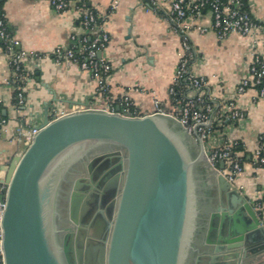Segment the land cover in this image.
<instances>
[{
	"label": "water",
	"instance_id": "water-1",
	"mask_svg": "<svg viewBox=\"0 0 264 264\" xmlns=\"http://www.w3.org/2000/svg\"><path fill=\"white\" fill-rule=\"evenodd\" d=\"M176 123L167 115L132 117L102 109L52 120L45 115L1 180L4 264H183L198 214L194 167L204 148L196 138L198 152L192 153ZM113 156L122 174L115 180L107 235L84 245L76 214L88 183L75 179L70 185L73 225L57 224L59 191L75 163ZM214 174L219 205L205 229L204 241L212 244L200 253L205 264H264V227L252 204Z\"/></svg>",
	"mask_w": 264,
	"mask_h": 264
},
{
	"label": "crops",
	"instance_id": "crops-1",
	"mask_svg": "<svg viewBox=\"0 0 264 264\" xmlns=\"http://www.w3.org/2000/svg\"><path fill=\"white\" fill-rule=\"evenodd\" d=\"M83 1L104 17L102 29L109 40L100 55L112 68L107 79L108 95L96 92L89 72L74 63H56L48 56L36 61L37 64L33 59L29 61L33 69L25 83V98L17 104L11 90L4 84L11 70L6 53L0 51V109L9 119L10 129L17 122L37 127L45 115L50 120L61 111H106L103 108L110 107L116 110L124 96L132 100L138 116L154 112V98L160 101L164 112L177 111L168 89L177 67L180 40L168 22L147 9L146 0ZM245 3L252 17L262 25V34L230 33L220 39L211 30L200 33L192 29L190 40L198 51L193 71L205 77L210 99L219 105L234 100L243 110L240 120L218 123L214 135L218 142H240L242 147L237 152L243 162V171L236 176L234 185L252 204L261 195L264 179L263 168L252 163L256 137L264 131V98L258 97L252 88L236 95L234 87L247 76L248 64L254 54L263 52L264 0H245ZM0 14L18 40L19 48L26 51L50 54L57 45L69 46L71 35L82 34L74 4L65 11H56L47 0H1ZM210 22L211 15L207 10L191 20L193 25L201 26H209ZM190 138L195 141L194 136ZM22 151L23 145L11 133L0 130V180L6 175L10 159ZM213 181L216 189L215 178ZM212 209L214 205L208 212ZM202 230L203 226L200 234ZM191 244L183 264H205L206 256L200 253L212 246L210 241L196 236Z\"/></svg>",
	"mask_w": 264,
	"mask_h": 264
},
{
	"label": "built area",
	"instance_id": "built-area-1",
	"mask_svg": "<svg viewBox=\"0 0 264 264\" xmlns=\"http://www.w3.org/2000/svg\"><path fill=\"white\" fill-rule=\"evenodd\" d=\"M56 11H65L74 4L78 13L82 34L71 35V44L67 47L55 46L50 54H41L19 48V42L8 31L6 23L0 17V51L6 53L11 75L4 84L11 90L16 103L25 98V83L29 77V61L35 63L51 56L56 63L62 61L76 64L80 69L90 73L98 94L108 95L107 79L111 73L110 63L99 53L106 47L108 34L102 29L104 17L99 16L83 0H47ZM147 9L161 15L170 25L172 31L179 37L180 50L173 82L169 87L170 98L178 109L174 113H166L160 108V101L153 99L154 114L167 115L176 121L186 134L198 138L204 148V159L215 172L222 174L233 188L236 176L243 171V162L234 147L237 141H217L215 139L218 123L240 120L244 113L234 100L225 101L222 105L215 103L206 93V79L195 74L192 68L198 51L192 45L190 32L196 29L200 33L211 30L217 38H224L230 33L240 35L262 34L263 27L256 21L246 6L245 0H146ZM207 10L211 15L209 26L193 25L191 20ZM37 61V62H36ZM183 85V86H181ZM183 87H185L183 89ZM255 90L258 97L264 98V49L261 54H254L248 64V74L234 87V93L240 95L247 89ZM109 112H117L123 116H138L132 100L124 96L120 108ZM71 112H58L52 119ZM151 114V113H150ZM50 119V120H52ZM9 119L1 113L0 130L11 133L23 145V151L29 146L37 127L25 126L19 122L9 128ZM22 151V152H23ZM21 152V153H22ZM252 163L264 170V131L256 137L252 150ZM220 163L223 166L220 167ZM4 187L0 180V192ZM252 208L264 227V179L261 195L253 201ZM4 202L0 201V264H4L2 250L1 218Z\"/></svg>",
	"mask_w": 264,
	"mask_h": 264
},
{
	"label": "flooded vegetation",
	"instance_id": "flooded-vegetation-1",
	"mask_svg": "<svg viewBox=\"0 0 264 264\" xmlns=\"http://www.w3.org/2000/svg\"><path fill=\"white\" fill-rule=\"evenodd\" d=\"M186 142L188 143V140H186ZM195 148L196 146H194V148L191 146L190 151L194 153ZM194 173L196 180V206L198 214L195 220L196 228L193 233V239L195 240L197 236V238L200 237L201 240H204L209 213L212 210H215L216 206L219 205V197L218 191L214 186L213 174H201L199 162L194 167ZM121 174L122 171L119 159L116 156L94 160L87 158L75 163L66 175L59 191L57 201L58 216L56 218L58 226L63 227L69 226L70 224L73 225L68 217L67 206L69 191L70 185L75 179H80L81 181L88 183V185L82 186L81 191L84 193V197L81 199V204L76 214L80 228L79 232L84 238V245L86 243L96 244L105 239L107 235V225L111 220L113 213V201L116 197L115 180H117ZM202 182H205L206 186H202ZM213 205L214 209L208 212L209 208ZM201 226H203L202 234L199 233ZM74 231L76 232V227L73 226V232ZM72 238L73 240L75 239L74 234Z\"/></svg>",
	"mask_w": 264,
	"mask_h": 264
},
{
	"label": "rangeland",
	"instance_id": "rangeland-1",
	"mask_svg": "<svg viewBox=\"0 0 264 264\" xmlns=\"http://www.w3.org/2000/svg\"><path fill=\"white\" fill-rule=\"evenodd\" d=\"M178 129V128H177ZM180 130V129H178ZM186 140H188V143H191L193 148L195 145H193V140L190 138L189 135L187 134H184ZM197 148V147H196ZM194 149V154H196L198 152V149ZM199 167H200V173L201 174H206V175H209V174H214V171L210 168V166L208 165V163L206 162V160L204 158H202L200 161H199ZM214 177V175L212 176ZM202 181V179H201ZM202 186H206V183L205 182H202L201 184Z\"/></svg>",
	"mask_w": 264,
	"mask_h": 264
},
{
	"label": "trees",
	"instance_id": "trees-1",
	"mask_svg": "<svg viewBox=\"0 0 264 264\" xmlns=\"http://www.w3.org/2000/svg\"><path fill=\"white\" fill-rule=\"evenodd\" d=\"M0 3H1V0H0ZM0 17L3 18V17L1 16V14H0ZM5 23H6V22H5ZM6 27H7L8 31L10 32V30H9V28H8L7 25H6ZM10 33H11V32H10ZM11 34H12V33H11ZM181 86H183V85H181ZM184 88H185V87H183V89H184ZM13 101L16 102L15 98H13ZM241 147H242V146H241L240 142H238L237 145L234 147V149H235V150H240Z\"/></svg>",
	"mask_w": 264,
	"mask_h": 264
}]
</instances>
